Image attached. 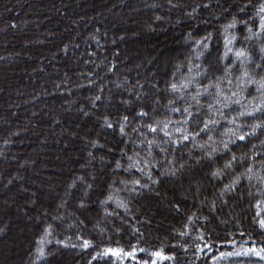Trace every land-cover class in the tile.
I'll return each instance as SVG.
<instances>
[{
  "label": "trees",
  "instance_id": "1",
  "mask_svg": "<svg viewBox=\"0 0 264 264\" xmlns=\"http://www.w3.org/2000/svg\"><path fill=\"white\" fill-rule=\"evenodd\" d=\"M260 2L0 0V199L13 208L0 243L27 229L13 264H225L264 249V127L237 138L264 125L238 115L264 100L247 82L264 78V34L248 31ZM205 169L197 200L184 187ZM241 197L251 221L230 225Z\"/></svg>",
  "mask_w": 264,
  "mask_h": 264
},
{
  "label": "snow or ice",
  "instance_id": "2",
  "mask_svg": "<svg viewBox=\"0 0 264 264\" xmlns=\"http://www.w3.org/2000/svg\"><path fill=\"white\" fill-rule=\"evenodd\" d=\"M247 6H249V5H246L245 7H247ZM241 11H243V8H241ZM256 15L259 17V20H260V24H259V33H255V32H253L251 28H248V31H249V33H251L252 35L264 34V0H261V2H260V4H259V7H258V9H257ZM236 23H237L236 20L233 19V21H232L231 23H229V24L225 27V31H227L228 29L234 28V27L236 26ZM243 23L247 24V22H243ZM13 26H14V25H13ZM205 39H207V38H205ZM235 39H236V38H235L234 36L232 37L231 40H229V39L226 38V41H225L226 46L229 45V44H231ZM204 47L206 48L207 45L205 44ZM228 51L230 52V51H232V49L229 48ZM261 52H264V47L261 48ZM234 54H235V57H236L238 60H241V61H242V63H243V60H244V59H248V60H250V57L248 56V54H247L243 49L235 51ZM226 56H227V52L225 53V57H226ZM256 67H257V68H262V69H264V65H261V64H257ZM243 75H244L245 77H249V74H248L247 71H245V72L243 73ZM247 82H248V83H255V84H257V85H258L257 91H262V90H264V78H261V80L256 81V80H253V79H251V78L249 77ZM229 83H231V81H229ZM170 87H171V89H172L173 91H176V90H177V85H176V84H171ZM232 95L235 97V96L237 95V93H233ZM138 98H139V97H138ZM96 99L98 100V99H100V97L97 96ZM225 99H227V97H225ZM234 102L237 103V104H239V103H240V100L237 99V100H235ZM225 106H227V105H225ZM210 107H211V106H210ZM174 111H179V109H174ZM183 111H184L185 113H187V115H188L189 118L192 117V113H191L188 109H184ZM257 111H259V112H264V100H262V102H261L260 105L254 107V108H253V111H251V112H245V111H242V112H240L238 115L241 116V117H244V116H254L255 112H257ZM147 115H148V113H147V112H144V111H140V112L137 113V116H139V117H141V118H143V117H145V116H147ZM127 122H128V117H127V116H124V117L122 118V122H121V126H120V132H121V134H124V131H125V130H124V124H126ZM232 122L235 123V118H233V121H232ZM214 123H216V121H208V122H205V124H204V129H202V131H203V130H207L208 127H209V124H214ZM104 126H106L107 128H112V127H113V124H112L111 122L108 121L107 117L104 118ZM261 127H264V125H262V124H255V125L252 126V131H251V132L246 133V134H244V135H239L237 138H238L240 141H244V140L246 139L247 136L255 135V131H256V129H257V128H261ZM164 128H167V124L164 125ZM148 129H149L150 132H153V133L157 131V128H154V127H152L151 125H148ZM161 130H163V129H161ZM177 131H180V129H177ZM165 135H168V133L165 132ZM181 135H182V138H183L184 140H188V139H189V136H188V135H184L183 133H181ZM233 135H235V133H233ZM232 142L234 143V141H232ZM151 143H152V142L150 141L149 144H151ZM93 146H96V145L94 144ZM253 147H255V146H253ZM223 148H224L225 151H228V150H229V143H228V142H225V143L223 144ZM162 150H163V149H162ZM257 155H258V154H257ZM208 156H209V158H211L212 153L209 152V153H208ZM236 159H237V157H236L235 155H233V156H232V159H231L230 161L226 162L225 165H224V167H225V168H229V167H231V166H232V162H234ZM117 166H119V164H117ZM181 167H183V166H181ZM247 171H248V172H251L252 169L249 168ZM172 174L175 175L174 172H173ZM211 175H212V176H219V175H220V171H219V170L214 171V172L211 173ZM249 178H251V177H249ZM135 183H136V184H139V181H135ZM88 187H91V185H89ZM226 187H228L229 190H230V188H231V186H226ZM80 207H85V205H84L83 203H81ZM259 224H260V227H261V228H264V220H260V221H259ZM45 231H46V234H50V231H49L48 229H46ZM65 246H67V245H65ZM73 246H74V245H73ZM83 247H84V248H88V247H89V242H88V241H84V243H83ZM38 251H39V254H40L41 257H43V256L45 255L43 249H39ZM108 251L111 252V250H108ZM249 253H251V254H255L256 256H259L261 260H264V249L256 250L255 248H251V249H248V250L246 251L245 254H249ZM113 254H115V253H113ZM239 254H240V253H221V257L226 256V255H239ZM101 255H108V252H105V253H97V256L93 257V259L95 260V259H97V257H99V256H101ZM155 255H156V256H160V253L157 252V253H155Z\"/></svg>",
  "mask_w": 264,
  "mask_h": 264
},
{
  "label": "rangeland",
  "instance_id": "3",
  "mask_svg": "<svg viewBox=\"0 0 264 264\" xmlns=\"http://www.w3.org/2000/svg\"><path fill=\"white\" fill-rule=\"evenodd\" d=\"M42 159L43 158L40 157V156L37 158V160H39V161H42ZM41 167H44V165H42ZM48 169H50V168H48ZM206 172H207V169H205V174H203V172L200 173V174L197 173V175L199 174V177L195 176L196 174H194L195 178H192V179H189L188 181H186L187 182V186L190 188V191H188V189L186 187H184L186 189L185 191L188 192V194L190 196H194L195 198L197 197V200L200 199L201 194L196 192L195 185H199L198 182H199L200 176L204 177L205 175L208 174V173L206 174ZM47 174H45L44 177L46 176L48 178V176L49 177L50 176H52V177L56 176V175H50V174H53V173L48 174V176H47ZM56 182H58V181H56ZM171 194L172 193L170 192L168 195H171ZM178 195L179 194L177 193V194H173L172 196L174 198V197H178ZM242 198L243 197H241L239 199V201H237L238 204L235 206V210H232L231 212H228V210L223 212V214L225 215V219H227V221L231 222L232 219H236V220H238V222L240 220H242L241 222H243L245 224H248V220L251 221V216L249 215V212L247 210H245L246 206H245V203L243 202L244 200L241 201ZM13 201H14V199L12 200V203H13ZM9 202L11 203V201H9ZM10 203H7L6 201H3L2 199H0V222L3 221V220H7V222L9 223L10 219H8L7 214L11 210H13V208L10 207ZM43 203H46V202H43ZM20 211L21 210H19V212ZM16 216H19V215L16 214L15 218H16ZM79 216H80V214H79ZM81 216L83 218H85L86 221L88 220L87 219L88 215L86 213L82 212ZM15 218H11V219H14L13 221H15L13 223H15V224H17V223L23 224L20 220H17ZM246 218H248V220ZM218 222L216 221L217 226L221 227V225H219ZM21 224H19V225H21ZM234 224H235L234 221H232L230 225H234ZM250 224H252V223L250 222ZM220 229H219V231H220ZM13 233H15V235L13 234L12 236H10L9 237L10 240H5L4 242L0 243V264H13V260L15 258L17 259L18 257H20L22 255V253H23V250H24L25 245H26L25 241L27 239V229H22L21 227H19V229H17L16 232L13 231ZM248 249H250V248H245V249L241 250L240 252H236V253H240L239 255H229L228 257H226V256L223 257L225 264H264V260H261L259 256H256L255 254H251V253L245 254Z\"/></svg>",
  "mask_w": 264,
  "mask_h": 264
}]
</instances>
